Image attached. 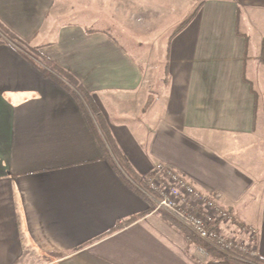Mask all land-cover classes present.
Returning a JSON list of instances; mask_svg holds the SVG:
<instances>
[{
    "label": "crops",
    "instance_id": "1",
    "mask_svg": "<svg viewBox=\"0 0 264 264\" xmlns=\"http://www.w3.org/2000/svg\"><path fill=\"white\" fill-rule=\"evenodd\" d=\"M69 6L0 0V264H211L109 166L104 134L131 177L163 164L216 197L234 216L223 235L254 229L264 260V180L240 166L264 136V27L238 28L264 25V0H104L100 17Z\"/></svg>",
    "mask_w": 264,
    "mask_h": 264
},
{
    "label": "built area",
    "instance_id": "2",
    "mask_svg": "<svg viewBox=\"0 0 264 264\" xmlns=\"http://www.w3.org/2000/svg\"><path fill=\"white\" fill-rule=\"evenodd\" d=\"M146 183V189L134 186L147 198L151 211L169 216L200 242L226 257L239 261L242 254L255 257L256 231L250 228L243 243L227 239L220 225H231L234 216L218 204L216 197L197 190L179 172L163 164L155 167ZM200 252L207 255L202 248Z\"/></svg>",
    "mask_w": 264,
    "mask_h": 264
},
{
    "label": "trees",
    "instance_id": "3",
    "mask_svg": "<svg viewBox=\"0 0 264 264\" xmlns=\"http://www.w3.org/2000/svg\"><path fill=\"white\" fill-rule=\"evenodd\" d=\"M185 23L182 25L184 26ZM181 28V27H180ZM7 36V33H6ZM8 39L15 44H18L15 38L11 36H7ZM35 56L37 60L40 61L46 68H48V71L42 69V72L44 75L52 80H54L56 83H58L63 89H65L68 92H71V88L73 87L77 90V92L81 95V97L84 99L85 104L89 108L88 100H87V94L82 91L78 85L75 83V81L67 75L64 71L60 70L56 66H52L49 62L46 60L40 59L37 53H35ZM52 72V73H50ZM98 140L100 143V147L102 150V153L104 155V159L109 164V166L114 170V172L120 177V179L124 182V184L129 187L130 189L134 190L138 193L149 205V208L151 209V205L148 202L147 198L142 195L134 186V184L140 185L142 188H147V183L145 179H135L131 177L132 175L127 171L126 166L116 157V151L113 148L109 137L107 135L98 136ZM164 218L173 226L177 227L190 241H192L194 244L198 245L200 248L204 249L210 257L211 264H264V260L259 257H251L249 255H240L241 261L234 260L229 257H226L215 250L211 249L208 245L200 242L198 239H196L193 235L189 233L185 228L180 226L178 223H176L173 219H171L167 215H163ZM136 219H131L129 222L135 221ZM119 229V227H118Z\"/></svg>",
    "mask_w": 264,
    "mask_h": 264
},
{
    "label": "rangeland",
    "instance_id": "4",
    "mask_svg": "<svg viewBox=\"0 0 264 264\" xmlns=\"http://www.w3.org/2000/svg\"><path fill=\"white\" fill-rule=\"evenodd\" d=\"M70 6L74 7V14L71 17H100L104 16V0H70ZM69 6V7H70ZM140 18V17H139ZM135 17V19H139ZM136 20H134L135 22ZM163 24L167 22H171V20L160 21ZM159 19L155 22L160 23ZM154 24V22H153ZM264 27L261 21H246L239 22V30L243 32H253L257 30V28ZM153 35H146L141 37H136L140 42L141 41H151L153 40ZM36 58L35 55H33ZM138 57V56H135ZM156 87H149V90H154ZM246 148L243 149L242 153L246 152V157L243 163L240 165L241 168L248 173H256L259 179L264 180V136L261 138L260 136H255L251 142L248 141L245 143ZM198 253L202 256H206V254L198 251ZM27 254H24L22 258L21 264H38L36 261L32 259L31 254L27 257Z\"/></svg>",
    "mask_w": 264,
    "mask_h": 264
}]
</instances>
